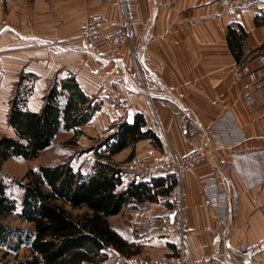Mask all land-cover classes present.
I'll list each match as a JSON object with an SVG mask.
<instances>
[{
  "label": "crops",
  "instance_id": "crops-1",
  "mask_svg": "<svg viewBox=\"0 0 264 264\" xmlns=\"http://www.w3.org/2000/svg\"><path fill=\"white\" fill-rule=\"evenodd\" d=\"M226 2L31 0L30 5L27 0H0V139L17 137L8 114L23 75V83L32 85L23 107L35 113L41 110L52 79L76 77L96 107L90 120L80 126L85 132L76 141L85 153H91L88 149L118 124L133 123L138 113L144 115V129H152L162 146L140 139L113 155L123 170L121 189L133 181L164 179L162 174L138 178L128 169L131 158L161 160L171 153L180 158L208 144L201 128L223 114L232 116L246 136L237 148L216 151L185 169L180 184L154 187V200L136 199L111 215L110 227L134 250L124 254L112 246L106 250L109 258L98 264H128L119 258L176 252L181 242L178 235L153 232L149 221L178 204L188 224L183 236L188 264H238L226 261L224 243H213L215 234L228 238L234 252L264 241V24L256 21L264 15V0L259 9L239 12L226 8ZM95 14L107 17L112 26L108 33L128 18L133 40L120 45L100 41L86 48L80 40L81 24ZM107 90L124 100L125 116L103 98ZM249 94L255 98L251 105L246 101ZM192 112L200 128L189 122L191 133L185 136L180 114L190 120ZM92 164L81 168L82 173H90ZM212 173L226 178L236 199L226 221L215 216L203 191L204 180ZM143 201L147 208L138 209ZM112 218L125 223L119 225ZM254 264H264V252L254 258Z\"/></svg>",
  "mask_w": 264,
  "mask_h": 264
},
{
  "label": "trees",
  "instance_id": "trees-1",
  "mask_svg": "<svg viewBox=\"0 0 264 264\" xmlns=\"http://www.w3.org/2000/svg\"><path fill=\"white\" fill-rule=\"evenodd\" d=\"M256 21L263 25L264 15ZM232 31L229 30L230 36ZM23 76L16 84L8 114L17 137L0 139V169L10 157L37 158L61 133H71L65 142L77 144L82 133L80 126L90 120L96 108L76 77L69 75L49 82L40 111L27 110L23 104L32 87L23 84ZM117 126L88 149L95 156L90 173H82L66 162L29 169L23 179L16 181L23 190L22 205L16 215L22 222L32 224L33 233L7 223L17 202L6 195L0 176V245L11 247L14 239L17 245H30V254L12 264H98L109 258L106 250L112 246L121 253H130L131 244L110 227L108 218L136 199L154 200L153 188L166 183L164 179H153L152 183L140 180L121 189L123 170L112 157L140 139H151L158 147L162 141L152 129H144L146 120L141 113L133 123L123 121ZM67 204L75 209L85 207V211L73 214ZM0 264L10 263L0 259Z\"/></svg>",
  "mask_w": 264,
  "mask_h": 264
},
{
  "label": "built area",
  "instance_id": "built-area-1",
  "mask_svg": "<svg viewBox=\"0 0 264 264\" xmlns=\"http://www.w3.org/2000/svg\"><path fill=\"white\" fill-rule=\"evenodd\" d=\"M261 2L262 0H227L226 8L233 12H239L248 7L259 9ZM81 26L80 40L84 42L86 48H90L100 41L120 45L126 41H132L134 38V31L128 18L120 21L110 33H108V30L112 26H110L107 17L102 14L91 16ZM57 46L62 48L60 45ZM85 50L91 52L89 49ZM103 98L112 104L114 109L120 113L121 117L126 115V105L121 97L107 90L104 91ZM246 101L251 105L255 102V98L252 94H249L246 96ZM192 115L194 117L195 113L192 112ZM179 121L183 124L181 131L185 136L191 133L189 122L194 127L200 128V123L196 117L188 120L184 118L183 114H180ZM201 133L207 140V145L202 144L180 158L173 153L161 160L138 155L128 162V169L138 178L153 177L155 174H162L166 185L175 182L180 184L185 169L206 161L216 151L235 149L246 139L240 126L237 125L232 116L227 114L216 118L208 127L201 128ZM203 191L207 197L208 205L213 210L215 216L221 221H226L233 212L236 202L233 194H231L230 185L226 178L220 173L210 174L204 180ZM147 206L148 203L143 201L138 204V209L144 210ZM187 225L181 204L168 208L164 214L154 216L149 221V226L151 231H157L160 234H167L169 232L176 233L181 241L177 246L176 252L170 253V255H155L154 257L131 255L127 256V258L120 257L119 260L128 264H188L190 260L184 252L183 247V236L186 233ZM220 242H223L226 248V261L231 263L254 264V258L264 252V241L243 248L238 252L230 249L228 238L223 239L219 234H215L213 236V243L218 244Z\"/></svg>",
  "mask_w": 264,
  "mask_h": 264
},
{
  "label": "rangeland",
  "instance_id": "rangeland-1",
  "mask_svg": "<svg viewBox=\"0 0 264 264\" xmlns=\"http://www.w3.org/2000/svg\"><path fill=\"white\" fill-rule=\"evenodd\" d=\"M22 1V0H21ZM28 3L31 5V0H27ZM98 43V42H97ZM92 45L91 47H93ZM90 47V48H91ZM24 85H31V83L24 82ZM29 95V94H28ZM85 130L83 128L82 133L84 134ZM81 133V134H82ZM71 136V133H61L58 135L55 140L53 146L50 149L43 152L40 156H37L35 159H27V158H19L13 157V159L9 160L7 164L3 167L1 172L2 180L5 184L6 194L15 199L17 202V209L14 213L10 214V217L7 220V223L13 226L20 227L24 229V232L27 231L29 233H33L34 229L31 223L29 222H22L17 217V212L20 210L22 205V195L23 190L18 184L16 183L17 180L23 179L26 171L29 169H37L38 166L44 164H59L64 162L72 163L75 169L81 170V168H86L90 166L91 162L94 161L93 153H85L81 148V145L77 142L75 145H71L66 143V139ZM100 141V140H98ZM137 157V156H135ZM134 158V157H133ZM132 159V158H131ZM130 159V160H131ZM129 160V161H130ZM66 164V163H64ZM73 214L80 215L83 211H85V207L82 208H72L68 204L66 206ZM115 219V222L119 225H122L123 222L120 218H112ZM126 221V220H125ZM17 239L12 240L11 247L6 245H0V259H3L10 264L15 263L17 260L24 259L27 255L30 254V245L28 243H20V245L16 244ZM136 247V245H134ZM129 250L133 251L134 248L131 246ZM108 254V253H107Z\"/></svg>",
  "mask_w": 264,
  "mask_h": 264
}]
</instances>
